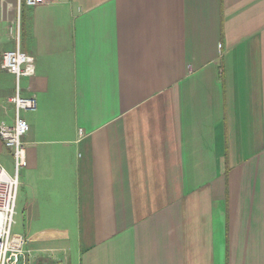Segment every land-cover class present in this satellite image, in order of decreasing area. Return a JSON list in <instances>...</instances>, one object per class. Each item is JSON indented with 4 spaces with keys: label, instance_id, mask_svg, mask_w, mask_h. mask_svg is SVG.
Segmentation results:
<instances>
[{
    "label": "crops",
    "instance_id": "obj_1",
    "mask_svg": "<svg viewBox=\"0 0 264 264\" xmlns=\"http://www.w3.org/2000/svg\"><path fill=\"white\" fill-rule=\"evenodd\" d=\"M17 47L28 264H264V0H0L5 125Z\"/></svg>",
    "mask_w": 264,
    "mask_h": 264
},
{
    "label": "built area",
    "instance_id": "obj_2",
    "mask_svg": "<svg viewBox=\"0 0 264 264\" xmlns=\"http://www.w3.org/2000/svg\"><path fill=\"white\" fill-rule=\"evenodd\" d=\"M51 1L17 0V3L34 7ZM1 68L14 76V92L8 98L14 108V121L11 125L0 124V142L11 151L14 174L9 175L0 167V264H28V252L24 249L25 239L18 234H12L11 228L14 224L18 172L25 166L26 160L23 137L29 130L22 113L33 111L36 107L34 98L21 96L20 84L22 78L33 75V58L17 47L2 54Z\"/></svg>",
    "mask_w": 264,
    "mask_h": 264
},
{
    "label": "rangeland",
    "instance_id": "obj_3",
    "mask_svg": "<svg viewBox=\"0 0 264 264\" xmlns=\"http://www.w3.org/2000/svg\"><path fill=\"white\" fill-rule=\"evenodd\" d=\"M0 167H2L9 175L13 174V165H12V157L10 159V156L7 155V153L4 152V154L0 153ZM18 190V189H17ZM14 224L11 228V233L15 234L17 226H15V223L17 221V216H14Z\"/></svg>",
    "mask_w": 264,
    "mask_h": 264
}]
</instances>
